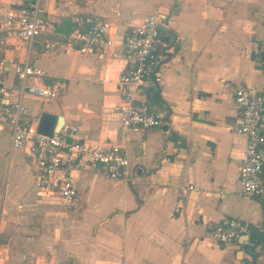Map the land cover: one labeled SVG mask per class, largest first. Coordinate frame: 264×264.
<instances>
[{
	"label": "crops",
	"instance_id": "1",
	"mask_svg": "<svg viewBox=\"0 0 264 264\" xmlns=\"http://www.w3.org/2000/svg\"><path fill=\"white\" fill-rule=\"evenodd\" d=\"M11 3L0 0V22ZM40 3L53 33L0 49V58L44 70L27 84H64L55 99L24 93L28 120L38 128L48 114L53 129L61 116L88 144L119 145L130 174L109 179L101 164L71 171L78 198L67 207L57 192L34 187L25 147L12 148L9 126H0V264H246L250 245L264 262V201L241 191L246 137L229 126L239 112L237 85L264 91V0ZM149 14L166 21L175 38L159 27L167 44L163 66L155 68L161 80L138 92L162 113V124L133 132L122 128L116 109L126 66L120 41L128 25ZM88 16L110 21L111 45L45 51L44 40ZM2 74L7 86L19 85L11 67ZM227 220L245 223L248 235L216 242L211 231Z\"/></svg>",
	"mask_w": 264,
	"mask_h": 264
},
{
	"label": "built area",
	"instance_id": "2",
	"mask_svg": "<svg viewBox=\"0 0 264 264\" xmlns=\"http://www.w3.org/2000/svg\"><path fill=\"white\" fill-rule=\"evenodd\" d=\"M11 1L0 22V49L12 39L32 43L42 34L53 33V26L40 0ZM110 31V21L88 16L70 31L44 40V49L93 52L112 44ZM120 45V57L126 62L119 78L122 99L116 107L121 126L133 132L159 126L162 113L138 95L151 83L155 85L161 80L155 68L163 66L167 44L160 35L157 15H146L138 24L128 25L122 33ZM9 67L13 69L19 85L5 84L2 73ZM43 74V69L28 61L0 58V125L9 126L12 148L25 147L31 159L34 187L57 192L61 202L70 207L78 198L71 171L83 170L87 164H101L109 179L129 178V160L117 144L94 146L80 140L76 126L63 125L50 135L39 133L28 120L29 111L22 101L23 94L55 99L64 88L59 80L51 84H27L29 77ZM234 100L239 112L229 126L234 133L246 137L238 175L241 191L264 201V184L261 181L264 174V91L241 83L235 88ZM248 233L247 225L240 220L216 223L211 231L215 241L224 245ZM254 254L251 249L250 260L246 264H264L258 262Z\"/></svg>",
	"mask_w": 264,
	"mask_h": 264
},
{
	"label": "water",
	"instance_id": "3",
	"mask_svg": "<svg viewBox=\"0 0 264 264\" xmlns=\"http://www.w3.org/2000/svg\"><path fill=\"white\" fill-rule=\"evenodd\" d=\"M159 27H160L163 31L167 32L168 34L172 35V36L175 38V36H174V34L172 33V31L166 27V21H165L164 24H161V23H160V24H159ZM261 57H262V59L264 60V51L261 52ZM51 118H52V117H51L50 115H48V114H43V115H42V117H41V119H40V121H39V124H38V128H37V131H38L39 133L50 135V134H52L54 131L59 130V128L63 125V122H64V121H63V118L60 116L59 119H58V124H57L56 128H53V129H52V127H50V121H49V120H51ZM250 235H252V232H250ZM261 240H262V242H263L262 245L264 246V235H263V237L261 238ZM255 244H256V243H255ZM256 245H257V244H256ZM250 248H251L252 250H255V245H250Z\"/></svg>",
	"mask_w": 264,
	"mask_h": 264
},
{
	"label": "rangeland",
	"instance_id": "4",
	"mask_svg": "<svg viewBox=\"0 0 264 264\" xmlns=\"http://www.w3.org/2000/svg\"><path fill=\"white\" fill-rule=\"evenodd\" d=\"M1 126V125H0ZM6 125H2L1 127H5Z\"/></svg>",
	"mask_w": 264,
	"mask_h": 264
}]
</instances>
